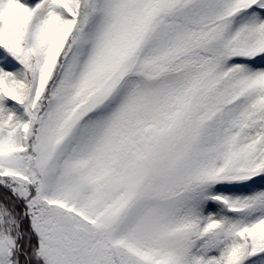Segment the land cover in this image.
<instances>
[{
	"label": "snow or ice",
	"instance_id": "1",
	"mask_svg": "<svg viewBox=\"0 0 264 264\" xmlns=\"http://www.w3.org/2000/svg\"><path fill=\"white\" fill-rule=\"evenodd\" d=\"M0 264H264V0H0Z\"/></svg>",
	"mask_w": 264,
	"mask_h": 264
}]
</instances>
